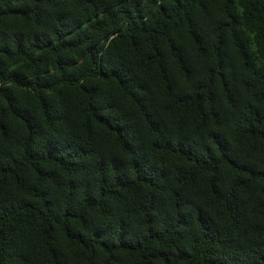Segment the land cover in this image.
<instances>
[{
	"label": "trees",
	"instance_id": "16d2710c",
	"mask_svg": "<svg viewBox=\"0 0 264 264\" xmlns=\"http://www.w3.org/2000/svg\"><path fill=\"white\" fill-rule=\"evenodd\" d=\"M0 264H264V0H0Z\"/></svg>",
	"mask_w": 264,
	"mask_h": 264
}]
</instances>
